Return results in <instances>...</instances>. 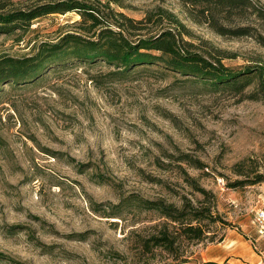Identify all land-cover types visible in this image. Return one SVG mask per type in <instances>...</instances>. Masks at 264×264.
Returning <instances> with one entry per match:
<instances>
[{
	"label": "rangeland",
	"instance_id": "obj_1",
	"mask_svg": "<svg viewBox=\"0 0 264 264\" xmlns=\"http://www.w3.org/2000/svg\"><path fill=\"white\" fill-rule=\"evenodd\" d=\"M7 10L35 0H0ZM114 26L119 16L150 22L137 35L170 26L189 31L194 49L221 51L222 64L254 70L242 91H214L201 80L155 66L119 75L102 62L73 63L0 89V264H181L196 262L227 231L264 261V0L205 10L180 0H79ZM213 8V6H210ZM77 13L48 15L28 31L0 36V56L26 57L43 41L78 31ZM221 26L225 35L212 27ZM247 28L248 36L227 31ZM219 30V28H218ZM188 155L201 168L180 160ZM210 193L209 202L186 182ZM137 199L181 209L209 205V237L186 242L177 225ZM264 217V216H263ZM166 224L170 252L142 247Z\"/></svg>",
	"mask_w": 264,
	"mask_h": 264
},
{
	"label": "trees",
	"instance_id": "obj_2",
	"mask_svg": "<svg viewBox=\"0 0 264 264\" xmlns=\"http://www.w3.org/2000/svg\"><path fill=\"white\" fill-rule=\"evenodd\" d=\"M185 4L201 5L205 10H218L219 6L236 8L241 0H180ZM213 6L211 8L210 6ZM9 3L0 1V36H9L16 33H24L29 30L33 22L48 15H64L75 12L80 21L75 32L61 35L55 41L40 42L33 54L26 57L0 56V89L4 85H20L32 83L42 77L47 71L64 68L73 63L94 65L102 62L114 67L117 74L125 75L136 68L148 70L153 66L167 73H173L182 77L201 80L213 89L242 91L250 83L249 75L254 70L246 67L243 71L236 72L222 64V53L219 50L206 49L203 52L195 50L191 43L183 40V36L190 37L189 31L174 16V14L159 9V18H165L171 27L161 29L155 35L140 36L135 40L130 38L133 31L143 30L141 25L150 22V14L141 21H133L123 14L119 16L112 27L100 14L99 10L79 0H35L23 8L7 10ZM264 13V11H261ZM212 27L219 35H225L221 26L214 22ZM219 28V30H218ZM233 37L248 36L247 28H239L227 31ZM135 37V36H134ZM257 43L264 48V37H256ZM261 74L264 69L258 68ZM264 94V92H263ZM180 160L187 164L201 168L197 161L188 155H180ZM201 166V167H200ZM186 182L200 193L207 202L211 194L200 188L195 181L187 177ZM264 182V178L256 176L246 185H254ZM138 204L147 210L157 212L161 217L172 224L177 225V230L184 241L201 243L207 239L209 232L204 222L210 224L219 221L212 214L209 205L194 207L190 203L176 209L173 205L162 201H145L137 199ZM174 241L169 237L166 224L160 225V229L148 239L142 241V247L161 248L170 252ZM188 261L184 259L181 264ZM203 264H216L206 262Z\"/></svg>",
	"mask_w": 264,
	"mask_h": 264
},
{
	"label": "crops",
	"instance_id": "obj_3",
	"mask_svg": "<svg viewBox=\"0 0 264 264\" xmlns=\"http://www.w3.org/2000/svg\"><path fill=\"white\" fill-rule=\"evenodd\" d=\"M227 231L220 243L209 245L200 253V259L196 262L185 264H203L213 262L216 264H264L261 253L252 252L251 247L245 242L242 250L232 249V240L228 238Z\"/></svg>",
	"mask_w": 264,
	"mask_h": 264
},
{
	"label": "built area",
	"instance_id": "obj_4",
	"mask_svg": "<svg viewBox=\"0 0 264 264\" xmlns=\"http://www.w3.org/2000/svg\"><path fill=\"white\" fill-rule=\"evenodd\" d=\"M264 214L262 213L260 216H259V219H261V220H264Z\"/></svg>",
	"mask_w": 264,
	"mask_h": 264
}]
</instances>
